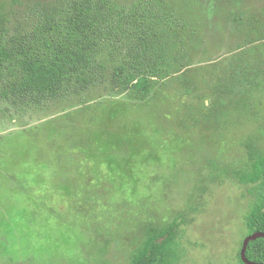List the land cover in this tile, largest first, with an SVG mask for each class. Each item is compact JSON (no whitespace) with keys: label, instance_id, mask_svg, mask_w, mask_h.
<instances>
[{"label":"rangeland","instance_id":"rangeland-1","mask_svg":"<svg viewBox=\"0 0 264 264\" xmlns=\"http://www.w3.org/2000/svg\"><path fill=\"white\" fill-rule=\"evenodd\" d=\"M60 0H0V36L29 34ZM157 9L175 57L140 99L110 67L42 99L0 78V264H130L151 225L179 217L180 264H241L255 197L237 171L264 149V0H114ZM14 68V71H13Z\"/></svg>","mask_w":264,"mask_h":264},{"label":"trees","instance_id":"trees-1","mask_svg":"<svg viewBox=\"0 0 264 264\" xmlns=\"http://www.w3.org/2000/svg\"><path fill=\"white\" fill-rule=\"evenodd\" d=\"M160 12L150 4L126 7L114 0H60L42 11L32 32L9 43L0 36V78L9 60H18L17 91L42 99L56 96L65 83L83 86L99 79L110 67L117 87L129 88L144 99L166 84L175 69L162 32ZM103 56V57H102ZM14 71V68H13ZM248 166L237 171L242 184L253 185L255 197L246 215L248 234L264 232V149L247 143ZM181 221L151 225L130 264H180L178 241ZM246 256L264 263V237L251 240ZM241 264H246L239 255Z\"/></svg>","mask_w":264,"mask_h":264},{"label":"water","instance_id":"water-1","mask_svg":"<svg viewBox=\"0 0 264 264\" xmlns=\"http://www.w3.org/2000/svg\"><path fill=\"white\" fill-rule=\"evenodd\" d=\"M260 237H264V232H260V231L254 232V233L246 236V238L244 239L242 249H241V258L246 264H264L262 262L251 261L246 256V251H247V247H248L249 242L251 240H255V239L260 238Z\"/></svg>","mask_w":264,"mask_h":264}]
</instances>
